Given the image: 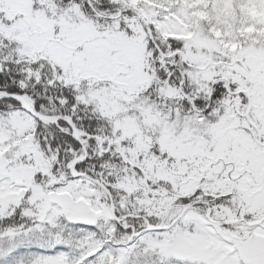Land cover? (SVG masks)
<instances>
[{"label":"snow or ice","instance_id":"obj_1","mask_svg":"<svg viewBox=\"0 0 264 264\" xmlns=\"http://www.w3.org/2000/svg\"><path fill=\"white\" fill-rule=\"evenodd\" d=\"M0 264H264V0H0Z\"/></svg>","mask_w":264,"mask_h":264}]
</instances>
